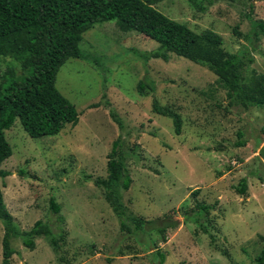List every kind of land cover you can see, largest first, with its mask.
Here are the masks:
<instances>
[{"label":"rangeland","instance_id":"obj_1","mask_svg":"<svg viewBox=\"0 0 264 264\" xmlns=\"http://www.w3.org/2000/svg\"><path fill=\"white\" fill-rule=\"evenodd\" d=\"M154 6L195 31L219 33L226 50L243 55L247 74L264 73V35L247 39L251 19L264 21V0H219L206 11L189 0ZM158 46L142 33L120 30L116 21L96 24L83 33V57L67 60L56 78L79 122L38 138L19 119L5 130L13 154L1 165L10 175L0 184L9 211L22 230L41 219L61 237L58 250L46 237L36 238L33 250L13 238L12 264H256L264 247V108L229 105L223 80L206 65L174 53L168 61H144L133 51ZM10 65L18 77L24 74L12 58L0 56V76ZM145 75L156 91L140 95L137 84ZM104 94L130 131L126 162L133 181L122 193L124 208L145 220L170 215L178 226L168 228L166 241L150 224L145 231L122 230L96 183L108 176V154L120 134ZM153 97L181 115V134L172 118L152 110ZM239 140L246 144L237 146ZM244 177L246 195L237 190ZM51 198L60 213L51 209ZM197 203L213 208L198 214ZM4 233L0 220V264Z\"/></svg>","mask_w":264,"mask_h":264},{"label":"trees","instance_id":"obj_2","mask_svg":"<svg viewBox=\"0 0 264 264\" xmlns=\"http://www.w3.org/2000/svg\"><path fill=\"white\" fill-rule=\"evenodd\" d=\"M161 0H0V56L10 57L19 64L24 74L18 77L14 67L9 66L0 76V181L10 175L1 168L2 163L12 154L5 130L12 127L19 119L24 130L32 138L56 135L67 124L76 125L80 113L56 86L60 67L70 58H82L80 43L83 33L96 24L116 21L124 32L136 31L155 40L159 46L152 51L134 49V53L144 61L152 58L170 59V54L206 65L220 76L227 88L229 105L245 109L264 108V73L252 70L246 73L247 64L242 54L232 53L224 48L223 37L212 29L195 31L185 23L175 20L154 5ZM194 7L206 11L219 0H189ZM254 4H251L253 10ZM252 30L247 39L259 41L264 35V21L251 19ZM237 31V30H236ZM137 91L147 95L156 91L155 82L148 76L139 80ZM104 94L103 102L110 109L113 120L117 123L120 134L112 143L108 154L105 179L96 180L104 188L105 198L120 219L122 230L145 231L150 229L167 240L168 228L178 226L171 221L170 215L160 219L145 220L126 212L122 193L131 187L133 178L129 171L127 158V129L125 120L111 106ZM101 102L93 103L98 107ZM152 110L160 115L172 118L174 131L182 132L181 115L173 112L153 97ZM240 137L242 133L239 134ZM258 145L261 139L258 140ZM245 140L236 145L244 146ZM264 158V146L261 149ZM248 180L244 177L237 190L247 194ZM200 189H196V195ZM51 209L60 213L61 205L51 198ZM213 205L197 203L195 212L208 215ZM186 211V216L188 215ZM0 220L4 226L2 241V264H12L15 249L11 245L13 238H19L23 244L33 250L36 238L46 237L55 250L59 249L61 237H57L49 223L37 220L29 230H22L9 211L0 184ZM169 220V221H168ZM163 262L165 254L157 252ZM256 264H264V247L256 258Z\"/></svg>","mask_w":264,"mask_h":264}]
</instances>
